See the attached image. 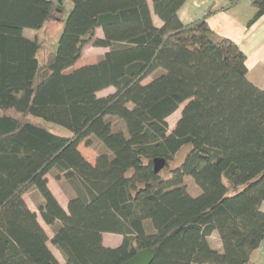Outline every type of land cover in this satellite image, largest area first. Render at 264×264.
Returning <instances> with one entry per match:
<instances>
[{"label": "trees", "instance_id": "1", "mask_svg": "<svg viewBox=\"0 0 264 264\" xmlns=\"http://www.w3.org/2000/svg\"><path fill=\"white\" fill-rule=\"evenodd\" d=\"M69 1L64 18L63 0H0V264H62L50 243L64 264H121L146 248L150 264H250L264 240V87L247 78L245 54L210 29L209 12L183 23L186 0ZM250 5L248 24L264 0ZM49 20L63 28L39 64L41 43L23 30ZM88 43L108 50L77 67ZM110 118L124 127L113 130ZM92 138L105 151L90 162L78 145ZM184 145V160L163 176ZM158 157L166 165L155 173ZM53 168L73 190L67 210L48 187ZM31 190L51 238L23 198ZM104 233L120 244L105 246Z\"/></svg>", "mask_w": 264, "mask_h": 264}, {"label": "crops", "instance_id": "2", "mask_svg": "<svg viewBox=\"0 0 264 264\" xmlns=\"http://www.w3.org/2000/svg\"><path fill=\"white\" fill-rule=\"evenodd\" d=\"M210 13L206 17V21L210 29L217 35L226 37L234 41L242 52L246 56L245 64L247 67V78L257 87H264V14H262L253 23L248 24V21L252 18L255 9L250 5V2L243 3V0H238L236 3L230 5L229 0H186L178 10V17L183 23H189L195 19L202 18L206 13ZM158 19L154 17V21ZM100 33L101 30L97 29ZM102 36V33L99 37ZM100 48V57L108 50V48ZM148 81V79H146ZM145 82V81H144ZM109 88L99 91V96L111 93ZM90 162L94 158L86 157ZM48 187L57 199L60 206L67 210L69 199L74 196L71 190L67 187L63 189L61 181L58 188L55 187L54 181L51 182L48 174ZM58 182V181H57ZM38 194V193H37ZM26 193L23 195L25 202L28 207L35 211L29 206L25 198ZM42 203V198L38 194ZM261 209L264 211V201L261 204ZM40 224L46 231L49 238L53 236L52 227L46 225L43 221L38 218ZM51 234L48 233V229ZM210 238H214L211 243ZM122 240L121 235L104 233L102 242L105 246L115 247L120 244ZM210 245L215 249H221V243L216 232H213L209 238ZM55 254L54 250L51 248ZM56 255V254H55ZM57 256V255H56ZM58 257V256H57ZM250 264H264V240L259 246L251 253Z\"/></svg>", "mask_w": 264, "mask_h": 264}, {"label": "rangeland", "instance_id": "3", "mask_svg": "<svg viewBox=\"0 0 264 264\" xmlns=\"http://www.w3.org/2000/svg\"><path fill=\"white\" fill-rule=\"evenodd\" d=\"M64 1V18L67 17L69 11L71 10L72 4L69 0H63ZM247 1L250 2V0H243V3H247ZM151 4V3H150ZM157 23V20L155 21ZM63 28V22L62 21H57V20H49L47 21L44 26L41 29L35 30V29H30V28H25L23 30V34L31 39H37L38 42L41 43V48L37 52V59L39 64H43L45 61V58L47 56L48 52H54L57 47V41L58 38L61 34ZM96 36H100L101 33L96 30ZM101 49L95 46H92L91 43L86 44L83 47L81 58L78 60L76 66H82L85 64H91L95 63L98 60H100V55H101ZM157 74V71L154 72L152 75H150L147 79L149 80L151 77L155 76ZM147 81V80H146ZM110 91H113L112 87H109ZM183 108V104L179 106V109L174 112L172 115H170L167 118L168 124H169V130L168 132H171V130L174 128L175 123L177 119L180 116V112ZM42 121L41 119H38ZM112 125H113V130H120L124 127L122 121H120L117 118H110ZM50 126L52 132L62 135V136H69L70 131L64 128L63 126L54 124V123H46ZM78 148L80 151L84 154L85 157H91L94 158L97 156L99 153H102L105 151V148L103 145L95 138H92V144L90 146H85L84 142H81L78 145ZM189 145H184L182 146L177 153L175 154L174 158L169 161L168 168L162 170V175L167 176L169 173V168H173L177 165H179L185 158L186 154L190 150ZM56 170L53 168L49 173L48 177L50 178L51 182L54 181V185L56 188L60 185L62 186L63 189L65 187L68 188V190H73L71 189L69 183L64 179L61 178L59 179L61 182L59 183V180L55 178ZM58 181V182H57ZM184 184L186 186L187 192L191 196H197L200 193L199 187L193 182L192 178L189 176L184 177ZM26 201L28 202L29 206L32 207L34 210H36L38 218L42 221L39 211L37 209L38 203L40 201V198L38 197V194L36 191L31 190L26 193L25 195ZM48 229V233L51 234V231ZM214 238H210L211 243H213ZM51 248L54 250L55 254L58 256L59 260L64 264L63 258L59 254L58 250L50 243Z\"/></svg>", "mask_w": 264, "mask_h": 264}, {"label": "water", "instance_id": "4", "mask_svg": "<svg viewBox=\"0 0 264 264\" xmlns=\"http://www.w3.org/2000/svg\"><path fill=\"white\" fill-rule=\"evenodd\" d=\"M166 165L164 158H155L153 160V170L158 173ZM155 253L151 248H146L137 251L132 257L122 262L121 264H150L154 259Z\"/></svg>", "mask_w": 264, "mask_h": 264}]
</instances>
